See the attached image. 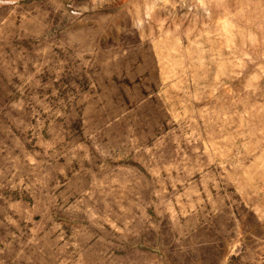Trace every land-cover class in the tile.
Segmentation results:
<instances>
[{"label":"rangeland","instance_id":"1","mask_svg":"<svg viewBox=\"0 0 264 264\" xmlns=\"http://www.w3.org/2000/svg\"><path fill=\"white\" fill-rule=\"evenodd\" d=\"M0 264H264V0H0Z\"/></svg>","mask_w":264,"mask_h":264}]
</instances>
